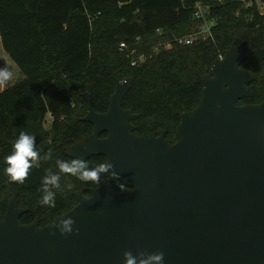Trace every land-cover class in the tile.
Masks as SVG:
<instances>
[{"label": "trees", "instance_id": "obj_1", "mask_svg": "<svg viewBox=\"0 0 264 264\" xmlns=\"http://www.w3.org/2000/svg\"><path fill=\"white\" fill-rule=\"evenodd\" d=\"M257 3L264 5V0H0V49L9 62L4 67L12 73L0 84V220L15 196L16 207L27 211L20 224L47 226L76 205L78 192L89 197L82 189L98 186L61 174L56 206L39 203L42 177L49 170L58 172L56 160L70 159L66 148L92 133L90 124L79 121L87 110L83 95L90 96L95 113H105L114 79L132 78L121 107L138 115L131 122L134 135L162 130L169 145L176 142L180 115L201 98L195 76H207L212 63L232 46L249 47L240 69L253 77L237 105L264 101V15ZM196 5L207 7L204 20L194 19ZM205 24L211 26L204 40L188 46L175 42L197 34ZM121 43H137L145 62L130 67L118 50ZM11 64L22 78L17 79ZM20 132L35 137L42 157L51 152L23 183L4 172L5 157ZM104 160L97 156L86 162L95 166Z\"/></svg>", "mask_w": 264, "mask_h": 264}, {"label": "water", "instance_id": "obj_2", "mask_svg": "<svg viewBox=\"0 0 264 264\" xmlns=\"http://www.w3.org/2000/svg\"><path fill=\"white\" fill-rule=\"evenodd\" d=\"M249 53L232 46L195 76L201 98L180 115L172 145L162 130L134 135L138 115L121 107L132 78L114 79L105 113L84 94L79 121L92 133L66 155L107 159L126 188L102 178L41 228L19 223L27 211L13 196L0 220V264H124L125 251L163 252V264H264V101L237 105L253 80L240 69ZM68 217L74 232L61 235L54 225Z\"/></svg>", "mask_w": 264, "mask_h": 264}, {"label": "clouds", "instance_id": "obj_3", "mask_svg": "<svg viewBox=\"0 0 264 264\" xmlns=\"http://www.w3.org/2000/svg\"><path fill=\"white\" fill-rule=\"evenodd\" d=\"M12 77V73L5 67H0V84L7 83ZM35 137L26 132H20L12 145L11 153L5 157V174L10 180L23 183L29 175V170L41 159H50L51 152L41 156L36 149ZM58 172L48 171L41 179V197L39 203L41 206H56V190L61 189V174H67L75 177L82 182H92L100 185L101 179H112L117 182L120 190L126 187L119 182V175L113 170V165L107 159L97 163L95 166L89 164L80 158H71L68 160H56ZM87 200V198H85ZM74 220L71 217L63 218L54 225L55 229L61 235L72 234L74 232ZM163 252L146 254L125 251L123 253L124 264H163Z\"/></svg>", "mask_w": 264, "mask_h": 264}, {"label": "built area", "instance_id": "obj_4", "mask_svg": "<svg viewBox=\"0 0 264 264\" xmlns=\"http://www.w3.org/2000/svg\"><path fill=\"white\" fill-rule=\"evenodd\" d=\"M257 5L259 6L260 13L262 15H264V5H261L259 3H257ZM207 11H208L207 7H204L202 5H196L195 6V12H194V19L195 20H204L205 16L207 15ZM210 26H211V24L210 25L205 24L197 34L190 35V36L183 37V38H179V39L175 40V42L179 45L188 46V45H191L196 40H198L199 38L204 40L210 34ZM136 45H137V43H135L131 47V46H128L124 43H121V44H119V48H118V50L124 54L125 59L128 60L129 65L132 68L140 66L147 59V56L145 54L139 53L137 51ZM165 49L166 50L170 49V45H167L165 47ZM219 58H221V57H219Z\"/></svg>", "mask_w": 264, "mask_h": 264}, {"label": "rangeland", "instance_id": "obj_5", "mask_svg": "<svg viewBox=\"0 0 264 264\" xmlns=\"http://www.w3.org/2000/svg\"><path fill=\"white\" fill-rule=\"evenodd\" d=\"M9 62L6 60L5 56L3 55L1 49H0V67L8 66ZM12 65V64H11ZM13 66V65H12ZM14 67V66H13ZM15 71L17 72L18 76L17 79L22 78V75L19 73L18 70L14 67ZM14 82V81H13ZM10 85V84H9ZM50 123V118L46 116L45 122H44V127L48 128Z\"/></svg>", "mask_w": 264, "mask_h": 264}]
</instances>
